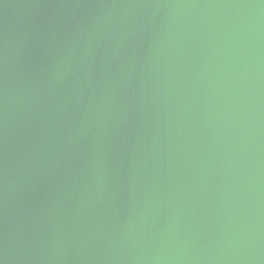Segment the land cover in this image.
I'll list each match as a JSON object with an SVG mask.
<instances>
[{"label": "water", "instance_id": "water-1", "mask_svg": "<svg viewBox=\"0 0 264 264\" xmlns=\"http://www.w3.org/2000/svg\"><path fill=\"white\" fill-rule=\"evenodd\" d=\"M0 264H264V0H0Z\"/></svg>", "mask_w": 264, "mask_h": 264}]
</instances>
